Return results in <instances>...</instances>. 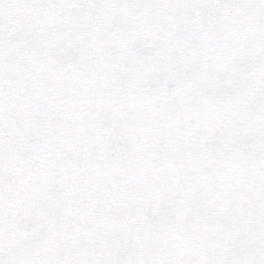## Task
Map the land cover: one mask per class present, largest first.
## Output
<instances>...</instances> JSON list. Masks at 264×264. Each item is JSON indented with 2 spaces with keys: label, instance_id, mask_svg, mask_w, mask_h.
Wrapping results in <instances>:
<instances>
[{
  "label": "snow or ice",
  "instance_id": "1",
  "mask_svg": "<svg viewBox=\"0 0 264 264\" xmlns=\"http://www.w3.org/2000/svg\"><path fill=\"white\" fill-rule=\"evenodd\" d=\"M0 264H264V0H0Z\"/></svg>",
  "mask_w": 264,
  "mask_h": 264
}]
</instances>
